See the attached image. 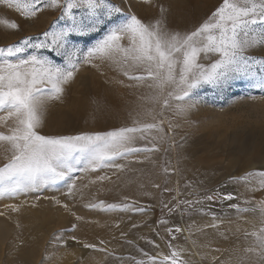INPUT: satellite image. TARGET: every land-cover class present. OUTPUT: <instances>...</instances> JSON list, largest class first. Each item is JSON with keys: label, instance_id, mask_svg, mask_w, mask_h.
Segmentation results:
<instances>
[{"label": "snow or ice", "instance_id": "snow-or-ice-1", "mask_svg": "<svg viewBox=\"0 0 264 264\" xmlns=\"http://www.w3.org/2000/svg\"><path fill=\"white\" fill-rule=\"evenodd\" d=\"M138 2L156 7L157 15L142 19L131 11V0H122L127 11L114 0H0V5L15 9L24 19L38 18L45 10H58L57 20L64 22L61 27L50 23L47 30L35 36L28 35L0 46V129H3L0 130V159L3 161L0 163V197L15 198L21 193L63 185L66 195L72 198L78 191L76 173L103 168L124 171L130 164L151 161L149 154L159 152L160 143L178 126L173 125L165 113L187 116L200 103L197 98L200 89L210 87L223 92L242 81L247 87L264 92V55L250 54L264 48V0H222L199 26L183 31L169 26V7L157 0ZM0 24L9 30H19L17 23L7 19H0ZM91 37L97 38L87 46L77 42ZM48 53L62 62L57 63ZM104 63L134 82L127 87L147 90L137 97L139 103L127 112V122L109 130L41 134L49 106L63 101L67 86L81 68L99 69ZM92 104L93 118H102L106 111L104 102L93 99ZM142 154L143 159H135ZM169 171L167 166L163 167L166 175ZM232 182L244 183L250 192L264 190V170L245 172L233 177ZM152 186L160 188L156 183ZM213 198L204 199L212 201ZM223 199L236 197L229 193ZM161 203L171 213L180 204L192 207L203 201H177L171 207ZM244 203L251 207L241 208L239 204L230 207L237 213L259 212V223L254 224L251 231L244 229L243 235L245 239L252 238V245L228 264H264V199ZM135 204L106 205L100 201L85 207L146 211L145 207ZM9 207L18 210L17 206ZM62 207L75 216L68 204ZM198 211L211 215V222L204 228L219 230L223 221H218L215 213ZM82 219L76 216L77 221ZM159 223L167 221L161 219ZM72 227L74 230L75 225ZM167 231L172 233L173 230ZM181 231L178 227L175 229V232ZM219 235L228 239L223 232ZM84 247L106 251L95 244ZM169 248V255L143 253L147 260L130 259L135 264H187L181 255L183 248L176 250L171 245ZM248 253H254L256 259H251ZM212 259L215 261L218 257Z\"/></svg>", "mask_w": 264, "mask_h": 264}, {"label": "rangeland", "instance_id": "rangeland-1", "mask_svg": "<svg viewBox=\"0 0 264 264\" xmlns=\"http://www.w3.org/2000/svg\"><path fill=\"white\" fill-rule=\"evenodd\" d=\"M114 2L128 10L122 0ZM131 2V11L142 19L148 20L158 13L156 7L143 5L138 0ZM221 2L157 0L170 8L169 26L181 31L199 26ZM59 15L58 10H45L38 18L24 19L15 9L0 5V19L19 25L16 31L0 24V46L28 35L35 36L47 30L50 23L63 26L64 22L57 20ZM95 38L77 42L87 46ZM250 54L264 55V48ZM48 55L57 63L62 62L53 53ZM121 80L123 83H119ZM130 83L134 82L107 63L100 64L99 69L82 67L67 86L63 101L49 106L41 134L109 130L127 122V112L139 103L137 97L147 91L127 87ZM197 98L198 107L187 116L165 113L178 126L160 143L159 152L149 154L155 164L145 161L130 164L124 171L103 168L76 173L78 191L72 198L66 195L63 185L21 193L15 198L0 197V213H3L0 215V264H135L130 258L147 260L143 253L169 255V245L172 249L185 250L181 255L187 264H228L230 259L242 255L243 249L252 245V238L245 239L243 231H251L254 224L258 225L259 212L237 213L230 205L251 207L244 201L264 199V190L247 191L244 183H233L232 178L248 171L264 170V92L237 81L223 92L202 88ZM93 99L102 100L106 105L100 119L93 118ZM164 127L167 132V124ZM135 159H143V154ZM165 166L170 169L167 175L163 172ZM154 183L160 188H154ZM165 188L169 191H164ZM229 193L236 199H223ZM206 196L214 198L208 201L204 199ZM183 200L203 203L192 207L180 204L171 213L161 203L171 207ZM100 201L106 205L136 202L135 206L145 207L146 211L85 207ZM63 204H68L75 216ZM10 205L17 206L18 210L13 211ZM198 209L215 213L218 221H223L219 230L204 228L211 222V215H204ZM76 216L83 219L77 221ZM161 219L167 223H159ZM177 227L182 231L175 232ZM167 229H172V233ZM220 232L228 239H222ZM85 244H95L106 251L85 248ZM213 248L220 251H212ZM248 255L256 259L254 253ZM214 256L218 257L215 261Z\"/></svg>", "mask_w": 264, "mask_h": 264}, {"label": "bare ground", "instance_id": "bare-ground-1", "mask_svg": "<svg viewBox=\"0 0 264 264\" xmlns=\"http://www.w3.org/2000/svg\"><path fill=\"white\" fill-rule=\"evenodd\" d=\"M2 209V208H1Z\"/></svg>", "mask_w": 264, "mask_h": 264}]
</instances>
